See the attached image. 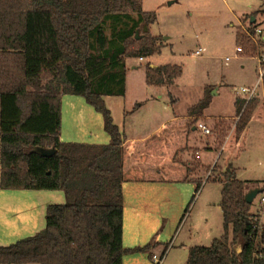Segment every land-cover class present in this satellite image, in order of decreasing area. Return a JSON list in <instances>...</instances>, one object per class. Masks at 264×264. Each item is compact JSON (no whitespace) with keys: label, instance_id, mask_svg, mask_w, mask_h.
I'll list each match as a JSON object with an SVG mask.
<instances>
[{"label":"trees","instance_id":"obj_1","mask_svg":"<svg viewBox=\"0 0 264 264\" xmlns=\"http://www.w3.org/2000/svg\"><path fill=\"white\" fill-rule=\"evenodd\" d=\"M142 2L0 0V188L65 195L64 202L48 204L43 229L0 244V264H123L126 253L156 244L124 246L125 138L104 100L125 95L127 58L161 51L162 37L150 29L157 13ZM182 72L177 64H149L146 81L171 85ZM64 94L83 96L102 114L108 144L60 139ZM210 103L206 92L189 113L201 116ZM258 103L238 104L237 139ZM38 147L56 151L45 156ZM213 181L222 185L224 232L210 245L191 246L184 264H264V228L252 212L254 201L245 198L253 182L239 179L231 163ZM194 182L187 209L203 185Z\"/></svg>","mask_w":264,"mask_h":264},{"label":"rangeland","instance_id":"obj_2","mask_svg":"<svg viewBox=\"0 0 264 264\" xmlns=\"http://www.w3.org/2000/svg\"><path fill=\"white\" fill-rule=\"evenodd\" d=\"M142 4L144 10L157 13L158 19L151 24L150 29L153 35L162 37V46L159 53L147 56L144 60H140V57L127 58V110L131 108L135 96L140 94L139 86L145 78L146 67L149 64L172 63L183 68L181 76L175 80V86H171L177 98L179 112L186 111L187 107L197 103L203 96L204 85L208 84L211 86L207 87L206 92L213 99L207 114L231 115L223 117L224 119L215 117L210 122L206 121V126L210 129L207 134L199 127V123L203 124L202 117L190 118L189 126L195 124L198 129L186 130L184 133L187 143L184 157L188 159L176 161L185 164L188 176L201 180L204 184L191 202L177 234L175 232L194 191L174 224L172 225L171 220L165 229L166 238L159 239L168 243L176 235V246L169 245L164 264H184L191 246L210 245L212 237H220L224 232L223 214L218 205L222 185L213 180L219 179L221 173L226 170L228 164L223 161L225 157L229 155L230 160H235V164L241 166L237 171L240 179H264V89H261L260 96L257 97L260 110L254 123L239 143L235 137L239 115L234 113L235 101L242 93L240 88L254 84L257 79L255 57L258 48L246 30L251 31L254 25L264 28V0H143ZM253 16L255 21L251 23ZM237 32L241 37L238 43ZM237 46H242L244 51L236 52ZM198 47L202 48L201 55L194 53ZM227 56L231 59L226 60ZM216 88H219L218 92ZM122 98L124 97H112L108 103L121 102ZM119 108L114 105L116 119L120 121L122 111H118ZM129 123L131 121L127 117V126ZM229 135L221 149L225 137ZM212 139L216 140L218 154L212 164L211 158L215 153L205 156V166L200 160H194L197 155L195 145L202 146ZM175 156L180 158L181 152L178 151V156ZM176 172L172 171L169 165L165 168L168 176L177 175ZM162 173L164 174V171ZM260 185L264 186V183ZM63 201L65 198L61 202ZM252 212L260 215L264 226V219H261L264 216V206L259 207L257 199L253 202ZM181 243L187 246H182ZM126 255L127 253L123 257V264H129L125 261ZM148 261L155 264L152 258H148Z\"/></svg>","mask_w":264,"mask_h":264},{"label":"crops","instance_id":"obj_3","mask_svg":"<svg viewBox=\"0 0 264 264\" xmlns=\"http://www.w3.org/2000/svg\"><path fill=\"white\" fill-rule=\"evenodd\" d=\"M156 65L164 64L156 63ZM144 73L145 78L139 86L140 94L135 96L129 110H127L128 105L125 101L127 80L125 95L104 96L105 103L112 112L114 122L119 126L125 138V180L123 183L124 246L133 248L144 246L151 242L156 243L149 252L127 253L125 261L129 264H152V262L148 261V258L151 259V255L154 253H162L166 247L167 243L159 240L166 238L165 229L171 220L172 225L174 224L176 217L184 208L191 193L193 191L195 193V179L192 176H188V168L185 167V164L176 161L188 159L184 157L187 145L184 138L186 130L198 129L195 124L189 126L190 118L196 119L197 117L200 119L202 117L203 125L206 126V121L209 120L208 122H210L212 118L224 119L223 117L231 116L207 114V109L210 105L201 116L189 113V108L194 104L187 107L186 111L179 112L177 98L173 94V90H171V86H175V81L168 87L164 85H149L146 81V69ZM208 86L211 85H204L203 96L200 99L204 97ZM218 90L219 88H216V92ZM116 96L124 98H122L121 102L108 103L109 99ZM212 99L211 97V102ZM243 100H245V96L244 93H241L235 101V114H237L238 104L240 105ZM114 105L118 108L120 107L118 111H122L120 121L116 119ZM259 110L260 104L254 110L248 125L237 141L238 143L251 128ZM127 117L131 121L129 126L126 124ZM230 135L225 137L221 149ZM60 139L64 142L108 144L111 138L104 129L102 114L96 111L84 97L74 94H64L62 97ZM208 142L202 146L195 145L197 155L194 157V160H200L205 166L206 163L203 161L205 156L208 154L212 155V152L215 153L211 158L210 164H212L216 161L218 154L216 140L212 139V141L209 140ZM178 151L181 152L180 158L175 156L176 154L178 156ZM223 161L227 164L231 163L236 168V175L239 178L237 171L241 166H237L235 160H230L229 155ZM168 165L172 171H177L176 174H178L172 177L168 176L165 173V168ZM163 171L164 174L162 173ZM244 180L253 182L250 185V189L258 187L255 181L264 182V179L259 178ZM63 198H65V195L61 190L0 188V244L8 245L10 242H14V240L34 235L43 229L46 225V209L48 204L62 203ZM184 212L175 234H177L188 212L187 207ZM261 218L263 221L264 216ZM212 238L214 239L215 237ZM175 239H177L176 235L168 242L170 247L176 246ZM181 244L182 246H187L185 243ZM164 261L163 264L165 263Z\"/></svg>","mask_w":264,"mask_h":264},{"label":"built area","instance_id":"obj_4","mask_svg":"<svg viewBox=\"0 0 264 264\" xmlns=\"http://www.w3.org/2000/svg\"><path fill=\"white\" fill-rule=\"evenodd\" d=\"M249 35L252 36L257 48L258 53L256 55L257 60V66H256V72H257V79L256 82L251 86H243L240 88V91L244 93L245 100L249 101L252 98H257L260 96L261 89H264V28L261 26L254 25L253 29L251 31L246 30ZM244 51L242 46H237L236 52L242 53ZM195 55H201L202 54V48L198 47L195 50ZM140 59H143V57H140ZM231 57L227 56L226 60H230ZM199 127L204 131V133H210V129L204 126L202 123L199 124ZM258 206H264V191L262 193H259L257 197ZM257 213V212H256ZM258 214V213H257ZM259 215V214H258ZM259 218V227L260 229H263L264 226L262 225L260 221V215ZM262 219V218H261ZM165 254L160 253H154L152 254V260L155 264H162L164 260Z\"/></svg>","mask_w":264,"mask_h":264},{"label":"water","instance_id":"obj_5","mask_svg":"<svg viewBox=\"0 0 264 264\" xmlns=\"http://www.w3.org/2000/svg\"><path fill=\"white\" fill-rule=\"evenodd\" d=\"M254 21H255V17L253 16L251 18V23H253ZM137 38H139V35H137ZM36 151H38L42 155L48 156V155L53 154L56 151V149L55 148L38 147L36 149ZM263 191H264V188H262V187H256V188H252V189L248 190V192L245 195L247 202L252 203L254 201V199L257 197V195L259 193H262Z\"/></svg>","mask_w":264,"mask_h":264}]
</instances>
